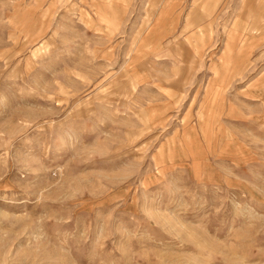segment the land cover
<instances>
[{"label":"rangeland","instance_id":"obj_1","mask_svg":"<svg viewBox=\"0 0 264 264\" xmlns=\"http://www.w3.org/2000/svg\"><path fill=\"white\" fill-rule=\"evenodd\" d=\"M0 264H264V0H0Z\"/></svg>","mask_w":264,"mask_h":264}]
</instances>
